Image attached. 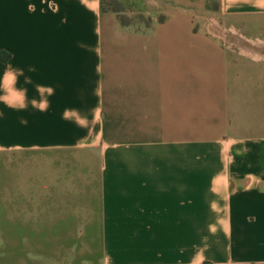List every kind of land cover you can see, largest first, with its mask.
I'll return each instance as SVG.
<instances>
[{
    "label": "crops",
    "instance_id": "obj_1",
    "mask_svg": "<svg viewBox=\"0 0 264 264\" xmlns=\"http://www.w3.org/2000/svg\"><path fill=\"white\" fill-rule=\"evenodd\" d=\"M105 1L0 0V155H31L6 172L0 264H264V38ZM215 1L264 25V0ZM30 235L79 250L10 252Z\"/></svg>",
    "mask_w": 264,
    "mask_h": 264
},
{
    "label": "rangeland",
    "instance_id": "obj_2",
    "mask_svg": "<svg viewBox=\"0 0 264 264\" xmlns=\"http://www.w3.org/2000/svg\"><path fill=\"white\" fill-rule=\"evenodd\" d=\"M215 0H106L105 7L121 12V18L125 22H134L136 25L150 24L152 21L147 12L153 10L158 19H164L165 15H180L189 21L190 35L212 33L225 37L228 46L250 47L247 42H236L235 36L248 35L252 37L264 38V25L262 21L254 19L249 27L245 26L246 16H229L220 11L221 5ZM258 21V22H257ZM262 55L264 49L257 48ZM30 154L13 156L12 154L0 155V195L4 194L9 183L6 181V172L12 163L27 162ZM7 204L0 199V211L5 210ZM26 205V204H24ZM36 206L39 204H29ZM24 237V236H22ZM35 240L30 247L25 250L11 249L13 254H28L44 258L49 256L60 261L67 259L70 254L75 256L79 250L80 241L76 236L69 235H30ZM82 236L81 238H85ZM11 247H9L10 249ZM5 250V249H4ZM8 251V250H6ZM98 252V249L96 250ZM71 256V257H73Z\"/></svg>",
    "mask_w": 264,
    "mask_h": 264
}]
</instances>
